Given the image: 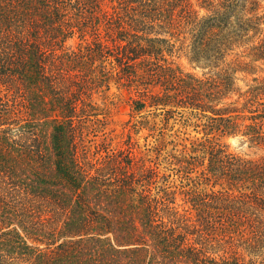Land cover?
Segmentation results:
<instances>
[{"label": "trees", "instance_id": "1", "mask_svg": "<svg viewBox=\"0 0 264 264\" xmlns=\"http://www.w3.org/2000/svg\"><path fill=\"white\" fill-rule=\"evenodd\" d=\"M174 49L209 72L184 73ZM257 63L260 0H0V264H264ZM112 79L133 110L190 109L205 133L263 156L218 140L189 155L130 140L92 151L95 98Z\"/></svg>", "mask_w": 264, "mask_h": 264}, {"label": "rangeland", "instance_id": "2", "mask_svg": "<svg viewBox=\"0 0 264 264\" xmlns=\"http://www.w3.org/2000/svg\"><path fill=\"white\" fill-rule=\"evenodd\" d=\"M260 3L264 9V0H260ZM79 42L80 40L75 34L65 42V46L74 48ZM167 59L178 65L184 73L201 77L209 72L208 68L196 65L183 52L176 49L171 56H167ZM105 63L108 67L110 66L108 60ZM258 65H260L261 71H257L255 74L264 76V65L261 63ZM249 78L251 75L244 80ZM238 85L243 87L244 81L239 80ZM131 96H133V92L113 79L104 95H96L97 112L100 113L97 117L101 123L95 124L93 133L88 134V138L91 140L89 148L92 151L98 149L97 152L103 154L104 150L125 148L126 141L130 140L135 146L133 151L150 156H152V152L147 149H151L150 147L154 145H160L162 156L166 153L180 155L183 150L189 155L192 154V150L200 148L198 145L200 142L218 140L219 143L226 145L229 151L241 156L249 158L263 156L262 151L249 147L248 143L239 136H219L218 134L205 133L207 131L203 130L202 125L204 120L198 119L190 109H177L169 114L168 120H163L166 115L159 110L150 108L140 112L133 110ZM168 164L166 160L162 159L160 168L165 170L166 174L170 173V178L176 184L188 182L186 178H182L184 174L182 171L176 173L175 169H168L171 168V165ZM198 186L202 189L209 188L201 182Z\"/></svg>", "mask_w": 264, "mask_h": 264}]
</instances>
